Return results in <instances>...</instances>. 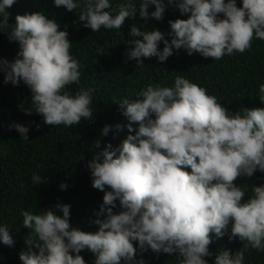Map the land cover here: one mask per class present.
Segmentation results:
<instances>
[{
  "label": "clouds",
  "instance_id": "clouds-1",
  "mask_svg": "<svg viewBox=\"0 0 264 264\" xmlns=\"http://www.w3.org/2000/svg\"><path fill=\"white\" fill-rule=\"evenodd\" d=\"M14 3L0 0V30L9 27L8 9ZM54 5L70 12L80 9L79 20L92 32L120 30L137 11L145 20H162L169 5L188 14L186 19L169 20L167 34L130 26L128 35L142 39L127 41V56L141 66L151 57L165 62L174 49L218 61L250 50L254 37L264 40V0H242V6L237 0H125L115 15L109 11V0H54ZM149 5H155L151 13ZM8 36L18 41L19 51L11 61L0 57V72L4 83L18 86L22 81L30 89L32 107L20 106L26 114L35 112L45 124L66 128L94 120V90L81 87L73 94L68 89L80 83L81 71L70 52L66 28L36 11L17 14ZM98 51L103 53L102 48ZM258 92L264 103V83ZM117 104L129 121V134L118 147L107 143L101 148L97 139L93 148L101 150L86 163L92 187L104 193L93 220L98 231L73 226L70 204L53 205L62 215L52 207L39 214L22 210L23 225L33 233L25 240L28 250L19 254L22 264H86L80 254L85 249L96 255L95 264H144L136 256L149 249L178 255L181 264H208L204 258L213 255L210 234L223 237L229 225V240L238 238L243 248L234 255L229 250L219 252L215 264H243L249 247L264 251V185H252L251 197L242 203L247 186L234 183L257 170L264 172V108L231 113L206 87L183 76H176L171 87L149 83L138 98H123ZM122 127L105 124L101 136ZM9 128L29 139L28 126L13 123ZM31 180L34 185L44 182L36 173ZM117 201L118 212L114 211ZM0 242L14 243L2 224Z\"/></svg>",
  "mask_w": 264,
  "mask_h": 264
},
{
  "label": "trees",
  "instance_id": "trees-1",
  "mask_svg": "<svg viewBox=\"0 0 264 264\" xmlns=\"http://www.w3.org/2000/svg\"><path fill=\"white\" fill-rule=\"evenodd\" d=\"M109 2L112 5L109 11L115 15L118 5L125 0ZM237 6H242V0H237ZM154 10L155 5H149V13ZM8 11L11 13L9 27L0 30V57L11 61L19 51L18 41H10L8 36V31L15 27L17 14L42 11L49 18L56 19L61 29L66 28L69 33L68 39L72 42L70 52L80 62V83L72 84L68 89L73 94L81 87L94 90L92 109L95 118L82 120L67 128L47 125L41 115L35 112L26 114L20 107H32L30 89L22 81L18 86L4 83V73L0 72V224L9 228L14 241L12 246L0 242V264H22L19 254L28 250L25 240L33 233L23 225L22 210L39 214L52 207L58 212L53 205L70 204L73 226L85 232L98 231L99 226L93 220L103 202L104 193L92 187L86 163L93 152L101 150L93 148L97 139L101 141V148L107 143L118 147L129 134V121L117 104L123 98H138L149 83L171 87L176 76H183L206 87L208 93L215 95L231 113L243 114L245 108H264V103L258 99L259 85L264 83V40L254 37L250 50L226 55L218 61L199 53L188 55L184 49H174L165 62L156 57L147 58L142 66L128 58L130 45L127 41L142 39L128 35L130 26L136 24L142 31L159 29L167 34L170 31L169 20L186 19L188 16L182 15L175 5L166 8L162 20L152 17L145 20L137 11L133 19L125 20L120 30L101 28L99 32L84 27L79 20L80 9L70 12L63 6L56 8L54 0H15ZM165 38L171 39L168 35ZM163 46L161 42L159 48L162 50ZM101 48L103 53L98 51ZM13 123L29 127L28 140L22 139L15 128H9ZM105 124H121L123 127L122 130L113 128L104 137L101 136V129ZM36 125L40 126L39 129ZM187 170L191 171L190 168ZM33 173L41 175L44 182L32 184ZM61 183H66L67 188L62 190ZM234 183L247 186L243 203L251 197L252 185H264V172L257 170L251 177H238ZM120 210L117 201L114 211ZM58 214L62 215V212ZM230 231L231 225L223 237L210 234L212 243L209 250L213 255L204 258L208 264H215V255L223 250H229L234 255L243 248V242L238 238L229 240ZM133 243L138 247V242ZM32 250L39 252L35 246ZM80 254L86 264H95L96 255L93 252L85 249ZM141 257L144 264H181L182 260L178 255L156 254L150 249L138 252L136 259ZM243 264H264V251L249 247L244 252Z\"/></svg>",
  "mask_w": 264,
  "mask_h": 264
}]
</instances>
